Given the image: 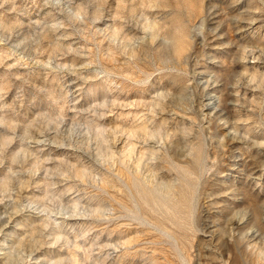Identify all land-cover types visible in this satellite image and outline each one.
<instances>
[{
	"label": "rangeland",
	"instance_id": "1",
	"mask_svg": "<svg viewBox=\"0 0 264 264\" xmlns=\"http://www.w3.org/2000/svg\"><path fill=\"white\" fill-rule=\"evenodd\" d=\"M0 264H264V0H0Z\"/></svg>",
	"mask_w": 264,
	"mask_h": 264
},
{
	"label": "bare ground",
	"instance_id": "2",
	"mask_svg": "<svg viewBox=\"0 0 264 264\" xmlns=\"http://www.w3.org/2000/svg\"><path fill=\"white\" fill-rule=\"evenodd\" d=\"M205 106L206 107H213V95L209 94L206 97Z\"/></svg>",
	"mask_w": 264,
	"mask_h": 264
}]
</instances>
